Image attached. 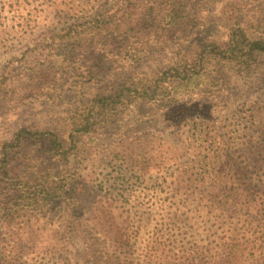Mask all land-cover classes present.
Wrapping results in <instances>:
<instances>
[{
    "label": "rangeland",
    "instance_id": "rangeland-1",
    "mask_svg": "<svg viewBox=\"0 0 264 264\" xmlns=\"http://www.w3.org/2000/svg\"><path fill=\"white\" fill-rule=\"evenodd\" d=\"M96 7L93 0H0V89L6 86L0 101V142L12 140L23 128L30 130L26 137H39L37 132L54 127L64 133L69 114L94 92H109L120 87L111 86L115 82L150 77L167 68L170 58L178 57L176 43L192 46L205 37L224 42L229 29L264 24V0H183L182 9L190 12L185 36L175 39L182 35L177 27L151 53L128 49L108 79L86 83L91 64L99 58L93 49L80 55L68 45L61 54L50 55L41 39L76 20L85 24ZM140 7L138 0L131 10ZM223 77L222 86L210 92L202 78L175 91L173 112L165 109L166 92L159 103L140 100L126 111L110 109L114 116L108 112L101 128L92 131L93 152L83 154L77 168L85 192L71 204L75 214L47 210L21 215L13 224L0 221V254L17 258L16 264H89L74 225L82 221L101 243L93 228L97 207L112 212L131 234L133 255L135 251L142 264H174L178 249L191 244L214 247L223 234H247L250 228L264 233V206L239 215L212 204L221 202L217 187L226 173L235 186L253 181L264 187V149L254 154L253 162L250 145L252 140L264 145V54L255 71L228 69ZM216 137L231 143L230 158L212 142ZM43 146L37 141L31 146L35 152L27 171L49 156L42 157ZM217 154L219 161L214 160ZM161 235L160 248L146 263L148 242ZM93 255L100 252L94 250ZM110 256L111 249H102L101 259Z\"/></svg>",
    "mask_w": 264,
    "mask_h": 264
},
{
    "label": "trees",
    "instance_id": "trees-1",
    "mask_svg": "<svg viewBox=\"0 0 264 264\" xmlns=\"http://www.w3.org/2000/svg\"><path fill=\"white\" fill-rule=\"evenodd\" d=\"M93 1L98 7L95 10L91 8L92 11L87 15L89 20L85 24H78L76 20L43 38L45 41L41 39L50 47V55L61 54L68 45H74L80 55L85 54L88 48L93 49L91 51L99 58L91 64L89 69L93 71L87 75L86 83L108 79L110 69L124 53H129L128 49L144 54L160 48L163 44L160 39L177 27V33H182L175 37L179 41L185 36L184 28L190 22V12L181 7L183 0H139L141 7L136 11L131 9L138 0H107L104 4L99 0ZM145 30L152 31L143 34ZM227 35L224 42L205 37L199 44L192 46L176 43L174 50L178 57H171L167 68L154 71L150 77L134 76L123 83L115 82L111 86L120 87H114L109 92H94L86 104L69 114L64 133L54 127L53 131L37 132L39 137H26L24 133L30 130L23 128L12 140L1 141L0 221L13 224L24 214L33 215L47 210L68 213L73 209L71 204L85 192L83 181H78L77 168L80 160L88 152H93L90 143L92 137L89 136L92 131L101 128L100 124L106 120L110 109L121 112L116 110L121 107L126 111L140 100L159 103L166 92L168 96L164 106L171 111L177 103L175 91L196 78L205 79L210 86L205 91L210 92L222 86L221 80L224 83L223 76L228 69L242 73L255 71L260 55L264 54V24L253 28L239 25L229 29ZM167 48L171 47L168 45ZM5 88L2 86L0 89V101L6 94ZM114 111L109 112L111 116H114ZM31 138L43 142L42 150L46 154L42 157L48 153L49 156L45 160L42 158L38 166H33L34 170L27 171L26 168L30 166L27 161L35 152L31 146L36 141L30 143ZM215 141L219 151L222 150L230 158L231 143L221 137L213 138L212 142ZM250 145L251 148L254 146L251 149L252 161L257 162L254 154L264 149V145H255L253 140ZM219 159L217 154L214 160ZM241 184L235 186L226 173L217 187L221 202L211 203L217 210H230L239 215L260 210L264 206V187L255 185L253 181ZM255 187H258L257 190ZM72 213L75 214L73 210ZM93 224L102 237L101 243L97 242L98 239L93 237L82 221L74 225L75 232L84 240L81 251L89 264H142L136 261L135 251L133 255L131 234L119 226L112 212L97 207ZM251 230L247 234H223L218 237L214 247L191 244L188 248L178 249L172 257L174 264H264V233ZM157 238L163 239L161 235L148 242L146 263L150 261L149 258L153 259L157 248H160ZM102 249H111V256L106 260L100 258ZM94 250H98L100 255H93ZM0 260L3 264L17 263V258L7 257L5 253L0 254Z\"/></svg>",
    "mask_w": 264,
    "mask_h": 264
}]
</instances>
